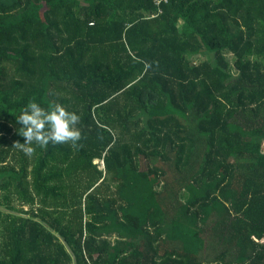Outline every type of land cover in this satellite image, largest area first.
I'll return each instance as SVG.
<instances>
[{"label": "trees", "instance_id": "trees-1", "mask_svg": "<svg viewBox=\"0 0 264 264\" xmlns=\"http://www.w3.org/2000/svg\"><path fill=\"white\" fill-rule=\"evenodd\" d=\"M0 264H264V0H0Z\"/></svg>", "mask_w": 264, "mask_h": 264}, {"label": "clouds", "instance_id": "clouds-1", "mask_svg": "<svg viewBox=\"0 0 264 264\" xmlns=\"http://www.w3.org/2000/svg\"><path fill=\"white\" fill-rule=\"evenodd\" d=\"M15 119L22 128L19 134L24 137V142L17 141L16 145L26 155H31L35 146L45 147L49 143L71 142L76 146L81 138L77 127L79 114L60 103L46 109L35 100H30Z\"/></svg>", "mask_w": 264, "mask_h": 264}, {"label": "rangeland", "instance_id": "rangeland-1", "mask_svg": "<svg viewBox=\"0 0 264 264\" xmlns=\"http://www.w3.org/2000/svg\"><path fill=\"white\" fill-rule=\"evenodd\" d=\"M200 55H202V57H208L209 56V54L207 55L205 53H200Z\"/></svg>", "mask_w": 264, "mask_h": 264}]
</instances>
